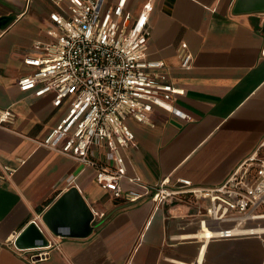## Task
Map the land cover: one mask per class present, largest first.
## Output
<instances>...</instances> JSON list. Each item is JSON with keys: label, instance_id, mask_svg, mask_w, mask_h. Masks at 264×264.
Instances as JSON below:
<instances>
[{"label": "crops", "instance_id": "1", "mask_svg": "<svg viewBox=\"0 0 264 264\" xmlns=\"http://www.w3.org/2000/svg\"><path fill=\"white\" fill-rule=\"evenodd\" d=\"M148 1L149 57L164 61L173 101L190 118L157 106L151 123L130 120L136 140L125 149L128 172L150 184H219L264 137V0H127L125 19ZM67 4L0 0V108L15 112L13 129L0 127V264H198L201 253L203 264H264V235L203 236L192 197L128 201L96 182L97 166L37 144L65 107H55L52 94L21 90L18 81L34 69L25 58L45 53L35 42L55 39L51 13ZM72 186L104 214L85 237L56 236L41 220ZM34 220L52 241L35 261V247L25 246L35 234L16 242Z\"/></svg>", "mask_w": 264, "mask_h": 264}, {"label": "built area", "instance_id": "2", "mask_svg": "<svg viewBox=\"0 0 264 264\" xmlns=\"http://www.w3.org/2000/svg\"><path fill=\"white\" fill-rule=\"evenodd\" d=\"M126 3L68 0L64 12L51 13L55 39L35 42L45 53L25 58L34 69L18 83L21 90L37 96L52 94L53 105L65 111L48 134L35 141L84 165L97 166L96 182L117 197L137 201L148 196L162 205L192 197L203 231L210 229L219 237L263 236L264 232L244 230L264 226V137L216 185H197L188 178L150 184L129 174L125 149L136 140L130 120L151 123L157 106L186 119L190 115L173 101L176 88L162 70L164 61L149 57L153 2L145 3L130 21L124 17ZM186 47L183 43V50ZM191 58L192 53L183 51L182 66L189 67ZM14 118L11 108H0V127L13 129ZM124 180L132 186L125 188ZM94 214V220L104 215ZM51 243L35 247L32 260L45 256Z\"/></svg>", "mask_w": 264, "mask_h": 264}, {"label": "water", "instance_id": "3", "mask_svg": "<svg viewBox=\"0 0 264 264\" xmlns=\"http://www.w3.org/2000/svg\"><path fill=\"white\" fill-rule=\"evenodd\" d=\"M95 214L76 186L70 187L43 213L41 220L56 236L85 237L94 229ZM34 233V240L27 247H41L49 244V239L35 221L17 237V244Z\"/></svg>", "mask_w": 264, "mask_h": 264}, {"label": "bare ground", "instance_id": "4", "mask_svg": "<svg viewBox=\"0 0 264 264\" xmlns=\"http://www.w3.org/2000/svg\"><path fill=\"white\" fill-rule=\"evenodd\" d=\"M252 229H255V230H251V228L247 227V228H245L244 232H246V233H251V232H255V231L256 232H264V226L263 225L254 227ZM201 233L203 234V236H210V237L212 236V231L210 229H206L205 231H202ZM204 246H206V245H204ZM203 251H204V248H203ZM201 254L203 255L204 253H201ZM202 255L200 256L199 261L197 260L198 261V264H203L202 263Z\"/></svg>", "mask_w": 264, "mask_h": 264}]
</instances>
